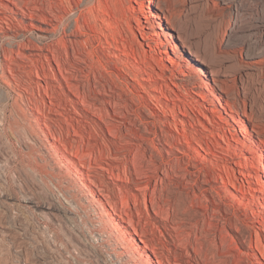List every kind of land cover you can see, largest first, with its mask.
Listing matches in <instances>:
<instances>
[{
    "label": "rangeland",
    "instance_id": "obj_1",
    "mask_svg": "<svg viewBox=\"0 0 264 264\" xmlns=\"http://www.w3.org/2000/svg\"><path fill=\"white\" fill-rule=\"evenodd\" d=\"M30 1H41L39 6L47 10L55 0ZM148 2L108 1L109 7L118 8L110 9L119 16L116 36L135 48L138 60L142 54L148 66L135 77L114 56L118 52L93 32L88 31L89 38H97L87 47L67 43V54L60 50L65 75L86 101L68 93L56 65L47 68L42 54H48V39L33 41L44 52L33 56L34 66L16 56L22 65L16 72L18 84L6 67L2 73L0 48V112L6 121L11 115L24 117L22 112L33 106L49 140L45 124L59 141L74 144L71 148L61 141L68 152L79 149L75 158L51 140L56 155L47 154L39 143L24 146L23 137L16 134L20 130L13 131L15 138L0 122V151L7 150V155L0 153L7 156L0 157V264H264V173L259 166V160L264 166V60L253 47L243 48L228 37L229 10L220 0H154L151 7ZM122 16L129 18L130 31H125ZM42 65L48 78L36 75ZM54 69L61 83L51 80L48 70ZM45 80L55 85L51 89L56 88V95H50ZM87 102L94 113L83 107ZM34 106L51 121L45 122ZM105 124L114 126L112 135ZM183 132L194 139L188 143ZM59 153L82 172L85 184L114 219L111 227L120 228L119 236L125 239L116 240L111 227L99 225L91 214L96 207L89 211L78 191L74 197L80 209L72 214L77 223L82 218L80 224L64 221L63 213L55 222L40 214L38 206L62 201L54 185L62 191L68 186L62 177L66 172L58 167Z\"/></svg>",
    "mask_w": 264,
    "mask_h": 264
},
{
    "label": "bare ground",
    "instance_id": "obj_2",
    "mask_svg": "<svg viewBox=\"0 0 264 264\" xmlns=\"http://www.w3.org/2000/svg\"><path fill=\"white\" fill-rule=\"evenodd\" d=\"M48 1H50V0H48ZM48 1L46 0L47 3H48ZM108 1H116V0H55V1H51V2H54L53 5H51V3L50 4L48 3V6L45 7L47 10H44V8L42 6H39V2H41V1H39V2L37 1V4H36V2H32V4L30 5L29 4L31 2L30 0L29 1L28 0H0V40H1L0 41L1 42L0 43L1 44L0 48H1V51L3 52V56H4V61H2V65L3 66H2V68L0 67L2 69L1 70L2 73H3V71H5V67H6L8 73L10 75V78L12 79V81H14L15 84H18L20 75H17L16 72L18 70H20L19 67L22 66V65H19L16 56L20 57V60L24 59V60H27L28 63H32L34 61V59H35V58L33 59V56L37 55V56L40 57L41 52H43L42 51L43 49L38 47L35 44V42H33V41L34 40L38 41V40H44V39L47 40L48 39L50 41V43L48 44V46L46 48V51H45L48 54H45L44 52H43L44 54H42V56H43V58H44V60L46 62L47 68H49L51 63L56 65L57 71L59 73L58 75H60L62 80L66 83V86H67L68 91H69L68 93H70L72 95H77L78 98H81V100H83V97L80 96V93H79V90H78L79 88L74 86L76 84H74V85L71 84L72 82L70 83L69 80H68V78L70 79V77L66 76L67 75V72L65 70L66 68L62 67V64H61V58H60V52L61 51L60 50L63 49L65 54H67V43H69L70 46H74L75 45V47L78 45L77 49H80L81 47H82L81 49H83L84 47H87V45L89 44V42L92 39H94V38L96 39L97 38V37H95L93 35L94 38L90 39L89 37L91 36L92 33L89 34V32H93L96 35H99V36L103 37L104 40H105V43L108 45L107 47H110L114 51L118 52V54L116 53V55H114V56L117 57V59L121 58L122 61H124L123 65L127 68V70H125V71H127L128 74H131V75H133V77H135L136 73L137 74L142 73V70H143L142 67L143 66L148 68V66H146V63L144 61V57H143L142 54L141 55L139 54L140 59L138 60L137 56H136L137 55V51L135 50V48H133L131 46V44L129 45V43L126 42V40H124L123 38H120V40H119L118 37H121L120 34L117 35L118 37L116 36L117 33L114 31V24L116 22L115 20H119V16L117 17L116 16L117 14L113 15V13H115L116 11L112 13L110 11V9L112 10V8L115 7V10H116L118 8H116V6H114L112 8L109 7L108 6ZM117 1H119V0H117ZM220 1L224 5H226L228 10H229V18L228 19H229V23H230V27H229L230 29H229V36L228 37H230V39H232L233 42L235 41L239 45L243 46V48H246V49L249 48L250 49V48L253 47L254 50L257 51L256 55L258 56V58H261V59L264 60V0H220ZM148 3H149V6L151 7L154 4V0H149ZM113 4H114V2L112 3V5ZM119 5H121V4H119ZM122 6H120V7H122ZM118 11L123 12L122 9L121 10L119 9ZM124 12H123L124 14L120 13V16L122 14L125 15L126 11H124ZM8 14H11L12 16H10V15L8 16ZM2 15H3V17H2ZM127 15H128V13H127ZM4 16H6V17H4ZM153 17L159 19V17H156V16H153ZM123 19H124V17L122 18V21L124 23H126V25H127L126 27L128 29V30H125V31H130L129 22H128L129 18H128V20L127 19L123 20ZM3 24L5 26H3ZM32 31H34V32H32ZM31 32L35 33V34L32 35ZM99 36H98L97 40H98L99 44L103 45V43L100 40L101 37L99 38ZM168 37L171 40H173V37L171 36V34H169ZM93 44H94V42H93ZM79 46H81V47L79 48ZM72 48H74V47H71V49ZM95 49H97V48H95ZM91 50H92V48H90L89 51H85L84 50L85 52H87V57H88V55H91V53H92ZM24 51H27V52L28 51H35V52L37 51L38 54L37 53L36 54H33V53L25 54ZM93 51H94V48H93ZM61 53L63 54V52H61ZM88 53H90V54H88ZM72 54H74V53H72ZM49 55L51 56V58H49ZM74 55H76V54H74ZM74 55H72V56H74ZM131 58L136 62V64L133 63V61L130 60ZM84 59L80 58V60L81 61L83 60V62H84ZM98 61H99V59H98ZM199 61L201 62V64L206 66V64L204 63V61L202 59H200ZM41 62L43 63V61H41ZM28 63L26 65H29ZM100 63H101V61H100ZM34 64H33V66H34ZM23 66H24V64H23ZM42 66L40 67V68H42L41 73L38 70L37 71L35 70L36 75L38 76V78L42 79V75L45 74V76L48 78L47 73L45 72V67L44 66L42 67ZM23 69H25V68H23ZM27 71H28V69H27ZM48 71L51 74L50 78L53 81V83H55V84L59 83V82L61 83V79H59V77H57V73L55 74V71H56L55 69H54V72L52 70H48ZM196 71L198 73L202 74V75H204V73H205L200 67H197ZM25 73H27V72L25 71ZM25 73L23 72V74H25ZM7 82L11 83V81L9 79L7 80ZM44 83L47 85L48 90H50V92H51L50 95H56L55 94L56 93L55 92L56 88H53V90L51 89V87H54L55 85L54 86L53 85L50 86L51 84L49 85V83L46 80L44 81ZM59 87L60 86H58V88ZM60 89H62V88H60ZM62 94H63V92H62ZM18 97L20 99H22V93L18 94ZM36 100H34V101H36ZM83 101H81V102H83ZM73 102H70V105L73 104ZM30 103H32V102H30ZM36 103L37 102H35L34 105H37ZM40 103L41 102H39L38 105ZM67 103H68V101H67ZM85 105H83V107H85V110L87 112L94 113L93 112V106H89L88 102H87L88 106L86 107ZM32 107H29L27 110L24 109L26 111V112H22L24 117L23 116L22 117H18L17 115L14 114L15 117L11 115V120H9V121H6V118L4 117L5 113L3 114L4 115L3 116L1 114V112H0V114L2 115V116H0V122L5 124L4 130L12 131V134H13L12 136H15L14 132H13L14 130H16V132H17V130H20V132L18 131V133H16V134H19V135H21L23 137V139H22V137L20 136V138L22 139L21 142L23 141V145L24 146L26 145V142L29 143V144H32V145H36L35 143H37L38 146H39V144H41V146H43L45 148V152L47 154H49V151H52L53 154L56 155L55 150H54L55 145L51 142V140L52 141H58V143L60 145L62 144L63 149H65V151L70 156L78 158L79 149L76 148L78 151L76 152V150H74L75 153L68 152L70 150L67 147H65V146L68 145L69 143L68 144L65 143V138H64V140L62 139L63 137L61 139L63 140V143H65L66 145L61 142L62 140L59 141L57 139L59 137V135L56 137L54 135L53 131L50 132L52 130V129L50 130V127H49L50 125L48 126V124H45L44 126L49 131L51 140H49L47 138V134H45V131L43 130V128H40V124L38 122V118H37L36 114L33 112L34 110L32 109ZM90 107L92 108V110H90L91 109ZM94 107H95V112L98 111V110H96V106H94ZM34 109L36 110V112L38 114L41 115L40 117H42L45 120V122L46 121H51L52 117L51 118L46 117L43 114V112L40 110L41 107L39 109L38 106H37ZM21 111H23V110H21ZM98 112H99V114L101 113V111H98ZM9 114H13V113L10 112ZM99 114H97L96 116L101 118V116H99ZM94 116H95V114H94ZM31 121L33 122V124L31 123ZM103 122H105V120ZM105 126L107 128L108 133L112 135L114 126L112 125V127H109L107 124H105ZM37 127L39 128L38 130H37ZM72 129H73V127H72ZM74 129H73L72 132L76 134L77 131L75 130V132H74ZM21 132H22V134H20ZM68 133H69V131H68ZM69 134H68V136H69ZM181 135H185L186 136V140L188 141V143H190L194 139V137H191V135L190 136L187 135V133H185V132H183ZM16 137H17V135L15 136V138ZM17 139H19V138H17ZM19 140H18V142H19ZM44 141H45L46 144L44 143ZM194 141H196V139ZM73 142H77V141L75 140ZM1 144L2 143H0V145ZM32 145H31V148H32ZM71 145L69 147L73 148L74 144L72 143ZM43 147H42V150H43ZM67 149H68V151H67ZM3 150H5V149H3ZM72 151H73V149H72ZM5 152L2 151V150L0 151V153L3 154V155L5 154ZM29 152H28V154H29ZM45 152H43V153H45ZM33 154L35 155L34 152H33ZM50 154H52V153H50ZM82 154H83L82 156L84 157V153H82ZM5 155H7V154H5ZM24 155H27V154L25 153ZM29 155L27 157H29ZM62 155L63 154H60L57 157L58 159L60 158L59 161L61 162V165L58 166V167L61 168V170H63V172H66V173H64V176H62V177L67 182L68 186L66 188L62 187L63 190H64V191H62L61 188L59 186H57L58 184L57 185L55 184L54 185L55 188H53V189L55 190V192L59 196L58 200H60V198H61V200L64 202V204L61 201L60 204L62 206L60 204L59 205L53 204L51 206V203H52V201H51L49 203L50 204L49 206H48V203H46L47 207H45L46 205L45 206H38V208L40 210L39 211L40 214L44 215V217H46L48 215L50 217L49 219H54V222H55V220L57 219L59 214L63 213L64 214V218H66V220H64V221H66V222L70 221L71 222L72 220H74L73 214H72L73 209L76 210V209H78L77 207H79V209H80V205H79V203L76 202L77 200L74 197L75 191H78V193L81 194L82 199L85 200L87 209L89 211H91L93 208L96 207L97 211L94 212L93 211L94 209H93L92 210L93 212L91 211V214H94L96 216L97 221H98V223H99V225L101 227L104 226V225H107L108 227H111L112 225H115L113 223V222H115L114 219L103 208V206L101 205L99 200L96 198L94 192L91 190L90 186L85 184V182L83 181L82 172H80L77 168H75V164L73 163V161H71L70 157L69 158L63 157ZM31 156H32V154H31ZM42 156H43V154H42ZM60 156H62V157H60ZM0 157H3V156L1 155ZM43 157H45V155ZM43 157H42V159L44 160L45 158H43ZM86 157H88V155ZM86 157H84V158H86ZM5 158H4V160H5ZM9 158H11V157L9 156ZM9 158H8V160H9ZM33 158H35L34 161H36L37 157L35 156ZM6 160H7V158H6ZM84 160H86V159H84ZM84 160H80V161L83 162ZM45 161H46V159H45ZM6 162L8 163L9 161H5V163ZM89 162H90V160H89ZM42 163H44V162H42ZM42 163L40 162V164H42ZM84 163H85V161H84ZM86 163H87V160H86ZM86 163L83 164V165H86ZM40 164H38V165H40ZM89 164H88V168H89ZM44 165H42V168H45V167H43ZM47 165H48V163L45 166H47ZM259 166L262 169V173H264V166H263V163L261 162V160H259ZM81 167H85V166L81 165ZM42 168L40 167V169H42ZM46 168H48V167H46ZM88 168H86V169L88 170ZM49 169H50V167H49ZM43 171H44L43 175H45V170H43ZM49 174H50V171H49ZM46 175H47V170H46ZM65 176H68V179H66ZM62 177L58 178V180H60V184L59 185H61V183H63V178ZM247 177L256 180V178L253 175H248ZM56 182L59 183V181H56ZM90 184L93 185V184H96V183L93 182V183H90ZM222 184H223V186L227 185L225 182H222ZM231 184H232L231 186H233L235 188V186H234L235 183H231ZM43 187H41V188L43 189ZM43 190L41 192H43ZM56 193H55V195H56ZM242 193L243 192H241V194ZM56 198L54 199L55 201L57 200ZM58 203H59V201H58ZM42 205H44V204H42ZM111 209L112 210L114 209L113 210L114 215H118L116 213L117 211L115 210V207H113V208L111 207ZM78 212H79V210H78ZM61 217L59 216V218H61ZM81 219L79 220L80 223L82 221ZM76 220H78V219L76 218ZM57 222H58V220H57ZM75 222L77 223V221H75ZM75 222H73V223L76 224ZM80 223H77V224H80ZM66 224H64V225H66ZM72 226H73V224H72ZM74 227H75V225H74ZM47 228H48V226H47ZM60 228H61V226H60ZM69 228H72V227H69ZM112 229L116 233V236H115L116 240L125 239V238H121L119 236L122 233V230L120 228L117 227V228H112ZM45 230H43V231H45ZM61 230H62V228H61ZM73 231H71V232H73ZM88 231H89V229H88ZM63 233H64V235H66L68 237V235H67L68 233L67 232L63 231ZM87 233L89 234V232H87ZM91 233H92V231H91ZM103 233H104V231H102V234ZM73 236H72V239H74ZM78 236L79 235L77 234V237ZM90 236L93 237V234L90 235ZM63 237H65V236H63ZM69 240H70V238H69ZM131 244H132V242H131ZM69 245H70V243H69ZM73 245H74V243H73ZM73 250L74 249H72V251ZM147 264H150V263L147 262Z\"/></svg>",
    "mask_w": 264,
    "mask_h": 264
}]
</instances>
